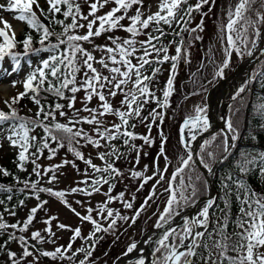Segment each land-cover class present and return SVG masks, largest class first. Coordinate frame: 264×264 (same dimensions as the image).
<instances>
[{
    "label": "snow or ice",
    "instance_id": "6c2138e0",
    "mask_svg": "<svg viewBox=\"0 0 264 264\" xmlns=\"http://www.w3.org/2000/svg\"><path fill=\"white\" fill-rule=\"evenodd\" d=\"M44 3L46 8L40 0H5L0 3V10L14 13V18L25 22L29 28L24 38L17 40L12 26L0 18L3 24L0 27V78L18 73L22 60L30 68L23 81H11L12 87L22 83L24 90L3 102L8 110L0 109V138L17 150V169L27 172L30 163L33 167L29 176L34 174L38 178L21 181L19 177H14L23 184L20 191L29 192L38 202L29 209L23 221L8 223L4 218V213L16 216L15 208L5 207L0 212V236H7L0 242L5 264H39L41 257L53 261L67 260L69 264H96L92 258L97 244L104 239L103 235L97 234H111L114 242L119 240L123 226L133 227L148 210L150 202H155L159 196L166 198L161 202L162 210L157 205V211L152 214L156 216L153 227L164 231L156 240L157 246L147 264H264V150L238 152L235 163L219 178V193L213 195L209 182L194 171V149L191 147V141H196L199 133L209 131L206 105L195 106L194 114L184 118L179 129V143L185 155L180 157L170 176L167 174L170 164L166 163L163 169L159 167L161 156L168 160V137L162 130L159 133L160 148L152 168L149 165L139 168L144 146L153 147L155 144L151 136L153 126L159 127L157 121L162 123L165 119L161 109L169 107L170 97L175 92L178 64L181 61L190 63L193 41L203 39L198 33L204 31V18L215 7L216 0H196L195 4L189 0H158L155 12H145L144 0H83V3L81 0H44ZM84 5L87 6V13L84 12ZM206 6L208 11L204 12ZM104 9L107 10L102 11ZM194 12L200 14V22L192 27ZM226 15L227 24L218 29L222 60L216 64L210 58L215 65L214 78L218 79L225 77L234 54L238 59L253 57L257 51L264 56V47H259L264 45V0H236L227 8ZM53 26H59L60 31ZM81 30H84L83 34ZM118 31L127 36L111 34ZM185 33L188 40H185ZM101 36H106V43L96 44L95 39ZM141 36L144 39H139ZM169 36L172 39L165 43ZM85 43L91 46V50L84 47ZM172 46H175V54L169 53ZM96 51L101 53L99 59L93 54ZM43 53L47 55L33 65L30 57ZM6 58L12 62L11 70L3 68ZM165 63L171 65L169 76L160 89L162 95L157 96L152 85L157 82ZM97 64L99 68L95 66ZM253 81H259L261 89H264V70L254 69L243 80L231 96L234 104L230 105L232 112L225 119L223 130L204 139L200 145L199 164L209 174H215V165L227 162L230 153L237 147L242 107L236 105L244 104V94L251 89ZM80 92L84 93L82 107L77 108V94ZM118 95L123 98L119 107H114L110 98ZM48 97H53L51 103ZM25 98L36 106L34 115H21L16 107ZM94 98L99 101L98 105L89 107ZM261 99L264 100V97ZM150 103H155L156 107L144 115ZM250 106L261 120L257 129L264 132V102H250ZM109 115L116 120L107 124L105 117ZM58 117L63 118V122ZM133 121L142 124L147 134L136 133L137 123ZM83 125L91 126V131L85 130ZM37 129L42 134H34ZM257 138V135L249 136L250 140ZM136 140H141L143 144L137 145ZM89 145L97 150L95 158L101 164L94 163L93 157L90 154L86 156L81 150ZM120 145L128 150L127 153L121 150ZM65 148L74 157L73 160L65 157L59 164L47 167L38 163L45 151L47 159L52 160ZM132 152L135 153L132 166L126 172L117 167V163L128 159V154ZM143 155L149 153L143 152ZM77 160L85 164L83 171ZM67 166L83 176L75 182V186L62 190L40 186L44 177H47L49 185L57 183L63 174L59 170ZM150 170L152 174L148 175ZM253 174L261 181L262 190L258 191L246 179ZM0 175L8 177L12 173L0 166ZM126 175L127 179L137 182L136 193L155 180L139 207H135L136 195L128 193L127 184L125 191L113 195L116 185L122 183ZM104 185H108L106 192L103 191ZM0 192L8 193L7 201L13 199V188L0 183ZM40 193L57 198L81 221V225L90 223L92 230L84 236L81 226L73 228L59 222L57 215H48L50 209L46 205L49 201L42 200ZM71 194L86 197L102 194L105 199L95 207L87 206L82 214L73 207V203L84 207V201L70 202L67 197ZM24 203L20 200L19 206ZM113 203H119L131 215H124L120 209L110 207ZM0 205H5V199H0ZM234 205L237 208L235 215ZM189 206L197 208L195 215L182 216ZM41 211L46 214L43 231L47 237L40 230L31 231L27 237L16 234L28 233ZM177 217H182V223L173 227ZM53 221H57L56 229L71 232L67 245L55 246L53 250L37 248L38 244L45 242L56 244ZM124 231L127 229L124 228ZM48 237L52 239L49 241ZM77 239L90 243L73 249ZM13 242L18 244L19 252L9 247ZM80 255L83 258L77 260ZM29 257L32 259L29 260ZM113 264H146L140 242L130 239Z\"/></svg>",
    "mask_w": 264,
    "mask_h": 264
},
{
    "label": "rangeland",
    "instance_id": "374dc122",
    "mask_svg": "<svg viewBox=\"0 0 264 264\" xmlns=\"http://www.w3.org/2000/svg\"><path fill=\"white\" fill-rule=\"evenodd\" d=\"M5 2V0H0V3ZM236 0H216L215 7H213L212 11L209 13L208 16L204 18V31L198 33L203 37L200 41H193V46L190 49L191 56H190V63H185L184 61H181L178 64L177 68V74L175 77V92L170 97V103L169 107L167 109H161L165 113V119L162 123L157 121V124H159V127L153 126L151 131V136L155 140V144L153 147L144 146L143 152L149 153V155L144 156L143 152L141 153V159L139 168L142 169L144 165H149L150 169L152 168L153 159L156 157L161 143V138L159 133L161 130L163 131V134L168 137L167 144H166V152L168 156V160L166 161L163 156L159 158V167L160 169H163L165 167V164L168 163L171 166L168 168V175L170 176L172 171L175 169V167L178 164V161L180 157L185 155V150L181 147L179 141H180V127L182 125V122L186 116L189 114H194V108L197 105H204L206 104V94L207 90L211 87V85L218 80V78H214V72H215V65L210 62V58L216 62V64H219L223 57L222 52V45L221 41L219 39L218 35V29L221 25L227 24V15L226 10L229 7L230 4H235ZM40 3L42 6L47 7L44 3V0H40ZM145 3V12L151 11L155 12L157 10L156 5L158 3V0H144ZM112 5H109L108 7H111ZM107 9H104L102 11H106ZM204 12L208 11V7L206 6L203 9ZM84 12L87 13V6L84 5ZM99 14H102L99 13ZM14 13L6 12L0 10V18L7 21L11 26L12 29H14L16 33V37L21 34V30L23 27V22L17 20L14 18ZM200 22V14L196 13L194 16V21L192 25L195 27L197 23ZM191 25V26H192ZM0 27H3V24L0 23ZM84 30H81V34H83ZM116 36L126 37L127 34L118 31L115 33H111ZM139 39H144L143 36L139 37ZM96 44H105L106 43V36H101L99 38L95 39ZM85 47L89 48L91 50V46L87 43H85ZM211 50V51H210ZM175 49L173 46L170 48L169 52L174 53ZM97 59L101 56V53L99 51H96L93 53ZM46 53L41 54L39 57L32 56L30 59L32 60L33 65H35L38 60L42 56H46ZM246 57V56H245ZM241 59H238L236 55L234 54L232 57V63L229 69L225 71V75L233 69V67L240 61ZM135 63V61H133ZM22 67L18 73H13L11 76L3 75V78H0V108L5 109L4 101L10 100L11 97L15 96L19 91V85L18 83L16 87H12L11 81L18 80L23 81L25 78V75L30 71V68L26 61L22 60L21 62ZM12 62L6 58L3 61V68L11 70ZM97 68L100 66L97 64L95 65ZM169 69H170V63H165L162 65V71L157 76V82H155L152 87L156 91L157 96H161L162 93L160 89L164 87L163 83H166L168 76H169ZM2 75V74H0ZM105 75L107 73L105 72ZM129 88H131V84L128 85ZM84 93L80 92L77 94V102L76 107L81 108V100L83 99ZM123 97L121 95H118L114 99L110 98L111 102L113 103L114 107H119L120 100ZM232 102V101H231ZM99 101L97 99H93L92 102L89 104V107H96L98 105ZM155 104V103H151ZM156 105H154L153 108H155ZM150 108V104L147 106V110ZM31 109L30 107H26L24 109L25 113H31L29 111ZM152 109V108H151ZM36 110V106L31 109ZM229 114V112H228ZM81 115H87V113H81ZM145 115V114H144ZM116 120L115 117L109 115L105 117V121L107 124H110ZM118 122V120L116 121ZM137 123V127L135 129V132L138 134H147V129L142 125L139 124L138 121H133ZM6 127V126H5ZM85 130L91 131V126L89 125H83ZM179 136V137H178ZM192 142V141H191ZM0 143L3 144V147L0 148V158L4 156L5 154L9 153H16V149L9 146L7 140H4L0 138ZM118 143V141L116 142ZM135 143L137 145L143 144L141 140H136ZM103 150V149H101ZM82 151L85 153V155H91L93 157V162L96 164H101V161L99 159H96V152L97 150L92 148L90 145L86 146L82 149ZM67 158L68 160H73L72 155L70 156L69 153H60L57 155L54 159L48 160V159H42L40 162L41 165H50V164H59L64 158ZM135 153H129L128 159H123L117 163V167L121 168L122 170H126L132 166V163L134 162ZM81 171L86 167L85 164L82 161H76ZM62 175H60L59 181L52 186L55 188H58L60 190L62 189H69L72 186H75V182L83 179V176L80 173H77L75 169H73L71 166H67L65 168H62L59 170ZM195 171V170H194ZM196 172V171H195ZM197 173V172H196ZM148 175L152 174V171L150 170ZM199 174V173H197ZM155 183V180L150 181L145 188L136 193L135 189L137 187V182L135 180L127 179V175L122 183H120V190L116 191V189L113 192V195L119 193L120 191H125V185H128V193H135L136 195V201H135V207H139L140 204L143 202L144 197L148 194L149 190L152 187V184ZM108 189L107 185H104L103 191L106 192ZM116 191V192H115ZM71 202L75 200H82L84 201V207H81L80 205H76L73 203V207L76 208L77 211L81 212L82 214L85 211V208L87 206L95 207L98 203H101L104 201L105 197L102 194H95L91 197H86L83 194H71L67 197ZM127 198V196H126ZM166 196H159L155 202H150V207L148 210L143 213L140 217V219L136 222V224L129 228L126 224L121 229L120 239L114 242V237L111 234H105V238L102 239L98 245V248L95 252L100 253L99 255H95L92 259L96 261V264H113V261L116 259V257L119 255L121 251L124 250L125 245L129 242L130 239H135L136 241L140 242V244L144 241H147L151 234H154L153 231L156 230L153 226L156 222V216H153V212L157 211V205H160V210H162L163 204L161 203ZM49 203L46 205V208L50 209L48 215H57L59 217V222H63L65 224L71 225L73 228L77 226L82 227V234L84 236H87L88 233L92 230V225L90 223H83L81 225V221L66 208L58 199L54 198L53 200H48ZM37 204V200H31L29 203L23 207L22 214L24 215L28 208H30L33 205ZM110 207L120 209L124 215H131L130 211H126L122 208V206L119 203H113L110 205ZM42 220H39L34 224L35 227L40 229L42 234H44L47 237V233H44L45 225L43 223V220L46 218L45 212L41 211ZM95 216L96 214L93 213ZM151 217V219H149ZM57 221H53V231L56 232V244H52L49 242L44 243V246L46 249L53 250L56 245H67L69 241V237L71 236V232L69 231H61L56 229ZM174 227V225H173ZM124 228L127 229V231H124ZM143 229V232H142ZM151 233V234H150ZM161 235H159L160 237ZM50 240L51 237H48ZM82 244H85V241H82L80 239H77L75 242L73 249L81 247ZM146 244V243H145ZM155 245L151 246L152 249L156 247ZM144 250V254L146 255V259L149 256L148 249L146 247H142ZM108 253L107 256H105V253ZM29 260L32 258L29 257ZM147 262V260H146ZM39 264H69L67 260L64 261H53L51 258H49L47 261H42L40 258Z\"/></svg>",
    "mask_w": 264,
    "mask_h": 264
},
{
    "label": "trees",
    "instance_id": "16d2710c",
    "mask_svg": "<svg viewBox=\"0 0 264 264\" xmlns=\"http://www.w3.org/2000/svg\"><path fill=\"white\" fill-rule=\"evenodd\" d=\"M189 2L192 3V4H195L196 0H189ZM81 3H83V0H81ZM195 14L196 13L194 12L193 13V17L195 16ZM59 18H62V17H59ZM41 19H43V18H41ZM45 23H47V21H45ZM124 23H127V21H124ZM53 27H55L56 31H60L59 26H53ZM192 27H194V26L192 25ZM165 29L167 30V26H165ZM28 31H29V28H28L27 24L24 22V26H23L22 32L17 37V40H22L24 38V36H25V33L28 32ZM33 36L34 37L36 36V34L34 32H33ZM170 39H172L171 36L167 37V39L165 40V43H167V40H170ZM188 39H189L188 34L185 33V40H188ZM84 47H85V44H84ZM173 48L175 49V46H173ZM17 50H21V49H17ZM169 53L170 54H175V51H174V53H171V52H169ZM35 57H39V56H35ZM170 67H171V65H170ZM254 69L264 70V56H263V58L261 60H259L253 66L252 71ZM163 84L165 85V83H163ZM23 90H24L23 87L20 86L19 91L21 92ZM262 97H264V89H261L259 81H253L251 89H249V91L246 94H244V104L242 106L241 105H236L237 107H242V111L240 113V125H241V128H240V139L237 142V147L235 149H233L232 152L230 153V158L228 159V161L225 162V163H219L218 166L215 169V174H213V186H214L216 194L219 193V191H220L219 178L224 174V172L229 170V167L231 165H233L235 163V160L237 158L238 152L245 151V150H247V151H257L258 152V151L264 150V132H261V131H259L257 129V125L259 123H261V120H260L259 116L254 112L252 107L250 106V102L251 103H255L257 101L264 102V100L261 99ZM52 100H53V97H48V102L49 103H51ZM61 103H66V101H61ZM233 104H234V102L232 101L230 105H233ZM154 105H156V104H154ZM154 105L150 103V108H148V110L153 108ZM16 107L20 109V114L21 115L31 116V115H34V113L36 111V110H32L31 113H25L24 112V109L26 107H30L31 109L33 107H35V105L31 102V100H29L27 98L23 99L20 102V104L17 105ZM4 110L7 111L8 109L5 107ZM148 110L146 108L143 114L147 115ZM231 112H232V108L229 107V115L231 114ZM58 119H61V122H63V118H59L58 117ZM5 126H7V125H5ZM220 132L221 131H217L216 133H220ZM34 134H42V132H41L40 129H37L36 133H34ZM250 135H257L258 138L256 140H250L249 139ZM117 144L119 145L120 142L118 141ZM53 146H55V145H53ZM120 146H121V150L127 153L128 150L126 148H124L122 145H120ZM60 153H63V154L67 153L66 148L65 149H61L57 155H59ZM199 154H200V151H199ZM47 155H48V153H47V151H45L44 156L38 161V163H40L42 161V159H47ZM70 156H71V154H70ZM72 159H74L73 156H72ZM121 160H123V159H121ZM15 161H16V153L5 154L4 156H2L0 158V166H3L4 168L8 169L12 173V175H10L8 177H4V176L0 175V183H3V184H5L8 187L13 188V192L11 193V195L13 196V199L11 201H7V199H6L8 193L0 192V199H5V205H0V212H3L4 208L7 207V208H15V211L17 213L16 216H10L7 213H4V218L8 221V223H15L17 220L23 221L26 218V216H27V214L29 212V209H31L32 207L36 206V205L31 206L30 208L27 209V211H26V213L24 215L22 214L23 207L26 206L29 203V201L36 200V199L31 197L30 193L27 192V191L21 192L20 189L23 188V184L19 183L17 180H15L14 177H19V179L21 181L24 180V179H30V180L35 181L38 178L34 174L29 176V173H31L32 167H33L30 163L27 165V169H28L27 172H20L17 169V167H16V162ZM47 166H49V165H47V164L42 165V167H47ZM194 170L197 173H199V175H201L202 178L205 179L204 174L201 172V170L198 167L194 166ZM49 175H51V174H49ZM246 179H248L250 181L251 185L253 187H256L258 191L262 190L261 187H260L261 181H259L257 179L256 175H254V174L250 175ZM40 186L53 187L52 185L47 184V177H44V179L41 181V185ZM53 188L56 189V190H60V189L55 188V187H53ZM115 189H116V191L120 190V183H118L116 185ZM39 195H40V198L42 200H50V199L53 200L55 198V197L49 196L48 193H40ZM20 200H24L25 201L23 206H19V201ZM236 211H237V208L234 205L233 206V215H235ZM42 215L43 214H41V212L37 213L36 219L33 222V226H30V229H29L28 233H19V232H17L16 234L17 235H25L26 237L30 236L31 231L38 230V228L35 227L34 224L36 222H38L39 220H42ZM97 235H103L104 238H105V234L104 233H98ZM5 239H7L6 235L5 236H0V242H3V240H5ZM48 240L50 241L49 238H48ZM100 241H99V243H100ZM49 243H51V242H49ZM85 243H90V242H85ZM99 243L97 244L96 250L98 248ZM56 246H59V245H56ZM9 247L13 251H17V252L20 251L18 244L15 243V242L11 243L9 245ZM37 248H41L43 250H49V249L45 248L44 243L43 244H38ZM96 250H95V252H96ZM95 252H94L93 257L95 255L97 256V255L100 254V253H96L95 254ZM82 258H83V255H80L77 258V260L78 259H82ZM41 259H42V261H47L49 258L41 257ZM0 264H5V257L3 256L2 253H0Z\"/></svg>",
    "mask_w": 264,
    "mask_h": 264
},
{
    "label": "water",
    "instance_id": "95a60500",
    "mask_svg": "<svg viewBox=\"0 0 264 264\" xmlns=\"http://www.w3.org/2000/svg\"><path fill=\"white\" fill-rule=\"evenodd\" d=\"M260 47H264V45H260ZM263 56L261 55L260 51H257L256 55H254L253 57H245L243 58L235 67L232 71H230L223 79L218 80L211 88L213 89L215 86L219 85L222 82H226L229 83V80L233 77L234 74H236L238 71H240L241 69H243L244 67H248V76L251 73L252 67L253 65L259 61ZM230 94V99L227 102V105H229L230 101H231V96L233 95V91H232V87L230 85L229 90L227 91V93H225L224 95L221 96L219 102L216 105V109L215 111L211 110V108L208 105V109H207V115H211L212 118H214L216 120V125L214 127L209 128V131L207 133H200L197 135V140L193 141V144L191 145V147L194 149V160H195V165L197 167L200 168V170L204 173L206 180L209 182V185L212 189V194L215 195V191L213 188V182H212V177L213 174H209L207 173V171L205 169H203V167L199 164V160H198V151L200 149V145L203 143V140L206 139L209 135H211L212 133H214L216 130H223V121H222V112H223V107L225 106V100L228 97V94ZM219 164V163H218ZM215 165L216 166L218 165ZM195 207L193 206H189L188 208H186L184 211H186V215L188 216H192L194 212ZM178 226V225H176ZM175 226V227H176ZM159 230H163V229H157L156 231ZM148 248L150 250V254H152L153 250L151 249V247L148 244ZM150 262V261H149Z\"/></svg>",
    "mask_w": 264,
    "mask_h": 264
},
{
    "label": "bare ground",
    "instance_id": "6f19581e",
    "mask_svg": "<svg viewBox=\"0 0 264 264\" xmlns=\"http://www.w3.org/2000/svg\"><path fill=\"white\" fill-rule=\"evenodd\" d=\"M247 77H248V67H244L243 69H241L240 71H238L236 74L233 75V77L229 80V83L222 82L219 85L215 86L213 89H211L209 91L208 97H207V101H208V104H209V107L211 108V110L215 111L216 105L219 102L221 96L224 95L225 93H227V91L230 88V85L232 87V91L234 94L235 90L241 85L243 80L246 79ZM230 94H232V93L228 94V97L225 100V104H224L225 106L223 107V123L225 122L226 113L228 111L227 110V102L230 99ZM208 117H209L210 126L213 127L214 125H216V120L214 118H211V116H208ZM196 211H197V208L195 207L194 212H192L193 215H195ZM186 214H187L186 211H184L182 213V216L186 215ZM181 221H182V217H177L175 219V221L173 222L172 226L181 222ZM159 235H160L159 233L151 234L150 237L148 238V242L146 244H145V242H143V244L141 243L140 247H146V245L149 243V240H150L151 246L155 245V242L159 238ZM148 253H149V251H148Z\"/></svg>",
    "mask_w": 264,
    "mask_h": 264
}]
</instances>
